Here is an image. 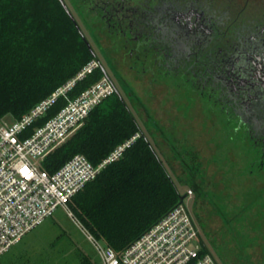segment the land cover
<instances>
[{
    "label": "trees",
    "instance_id": "16d2710c",
    "mask_svg": "<svg viewBox=\"0 0 264 264\" xmlns=\"http://www.w3.org/2000/svg\"><path fill=\"white\" fill-rule=\"evenodd\" d=\"M93 59L58 0H0V120L8 116L13 120L23 118ZM103 76L98 69L78 83L70 98H77ZM66 104L61 99L34 128L43 126ZM139 133L135 118L114 94L45 159L43 168L54 174L79 154L98 165ZM178 156L184 170L192 172L193 166L183 155ZM187 181L188 189L195 191L196 182L190 178L181 183ZM181 199L178 185L150 137L140 134L69 207L95 237L122 252L182 203ZM202 243L204 252L211 253Z\"/></svg>",
    "mask_w": 264,
    "mask_h": 264
},
{
    "label": "flooded vegetation",
    "instance_id": "af4514ba",
    "mask_svg": "<svg viewBox=\"0 0 264 264\" xmlns=\"http://www.w3.org/2000/svg\"><path fill=\"white\" fill-rule=\"evenodd\" d=\"M64 1L124 94L139 134H154L150 126L168 134L136 90L149 76L148 86L166 81L197 93L264 169V0Z\"/></svg>",
    "mask_w": 264,
    "mask_h": 264
},
{
    "label": "rangeland",
    "instance_id": "374dc122",
    "mask_svg": "<svg viewBox=\"0 0 264 264\" xmlns=\"http://www.w3.org/2000/svg\"><path fill=\"white\" fill-rule=\"evenodd\" d=\"M150 80L147 76L136 90L168 134L150 126L154 134L147 135L182 196L189 189L188 181L181 180L196 182L198 192L184 203L204 243L219 264H264V169L258 165V153L239 134L228 133L221 116L207 111L197 93L166 81L148 86ZM12 120L8 116L3 121ZM179 154L193 166V173L184 170ZM69 209L73 216L59 208L2 255L0 264H102L88 234L106 243Z\"/></svg>",
    "mask_w": 264,
    "mask_h": 264
},
{
    "label": "built area",
    "instance_id": "2783aa9c",
    "mask_svg": "<svg viewBox=\"0 0 264 264\" xmlns=\"http://www.w3.org/2000/svg\"><path fill=\"white\" fill-rule=\"evenodd\" d=\"M100 69L93 59L73 79L42 100L19 120L0 123V257L29 232L42 225L59 208L73 216L69 205L103 170L118 161L140 134L117 148L100 164L76 155L54 174L43 162L86 123L91 113L116 93L106 76L77 98L70 94L78 83ZM64 99L67 104L43 126L35 124ZM33 129V131H31ZM188 190L187 197H192ZM185 202V201H184ZM182 202L122 252L96 241L102 264H219L204 252L198 225ZM83 230V229H82Z\"/></svg>",
    "mask_w": 264,
    "mask_h": 264
},
{
    "label": "water",
    "instance_id": "95a60500",
    "mask_svg": "<svg viewBox=\"0 0 264 264\" xmlns=\"http://www.w3.org/2000/svg\"><path fill=\"white\" fill-rule=\"evenodd\" d=\"M58 1L62 4V6H63V8L65 9V11H66V13L68 14V16L73 20V22H74V24H75V26H76V29L78 30V32H79L80 36L82 37L83 41L85 42V44H86L87 47L89 48V50H90V52H91L93 58H94L96 61L99 62V64H100V69L102 70L104 76L108 77V78L111 80V77L109 76V73H108L107 70L104 68V66L101 65V63H100V61H99L97 55L95 54V51H94L93 47L91 46L90 42H89L88 39L86 38V36H85L83 30H82V29L80 28V26L76 23V21H75V19H74V16H73V14L71 13V11L69 10V8H68V6L66 5L65 1H64V0H58ZM111 81H112V80H111ZM116 92H117V95L119 96L120 100L123 102V104L125 105V107H126V108L128 109V111L130 112V110H129V108L127 107V105H126V103H125V101H124V98H123V96L121 95V93H120L119 91H116ZM130 114H131V112H130ZM186 198H187V195L182 196L181 202H184V201L186 200Z\"/></svg>",
    "mask_w": 264,
    "mask_h": 264
}]
</instances>
